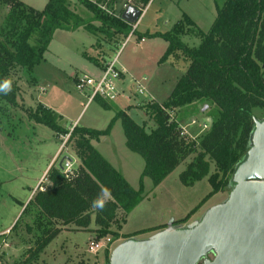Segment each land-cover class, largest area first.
<instances>
[{
	"label": "trees",
	"instance_id": "obj_1",
	"mask_svg": "<svg viewBox=\"0 0 264 264\" xmlns=\"http://www.w3.org/2000/svg\"><path fill=\"white\" fill-rule=\"evenodd\" d=\"M1 1L10 4V9L5 27L0 32V84L11 69L28 72L43 61V54L55 31L74 32L79 28L95 31L92 22L100 26L96 30L111 31L121 38L130 31V27L119 19V14L113 17L112 13L89 0H76L92 14L89 20L81 19L70 9L68 0H47L41 10L17 0ZM138 1L143 6L148 0ZM182 25L194 27L185 14H181V20L167 32L136 33L138 40L142 37L158 38L167 44L157 64L177 52L188 62L161 105H144L147 117L153 122L150 131H144L143 125L135 124L121 110L114 113L101 131L76 126L67 131L43 106H37L32 112L33 121L48 127L55 136L68 135L78 164L68 177L57 168H49L47 184L43 190H36L24 207L21 216L29 219L30 224L24 223L23 227L26 234L32 233L34 249L23 263L37 257L60 233L57 224L86 229L93 216L95 240L107 236L117 239V233L109 231V225L117 210L126 214L142 200V179L147 178L155 187L189 157L193 156L192 160L178 174L182 185L191 186L207 177L210 194L222 192L227 186L234 167L242 162L249 149L251 110H264L263 0H224L220 7H215V17L206 33L194 27L200 39L195 49L179 41L183 35ZM93 102L102 109L109 108L98 99ZM196 102L211 106V116L207 130L194 143L178 137V124L168 121L166 111ZM115 121L121 126L125 148L139 156L143 163L136 190L90 144L108 135ZM210 164L213 172L208 175ZM105 189L111 191V199L103 211H98L92 207V201ZM190 214L172 225L185 223Z\"/></svg>",
	"mask_w": 264,
	"mask_h": 264
},
{
	"label": "rangeland",
	"instance_id": "obj_2",
	"mask_svg": "<svg viewBox=\"0 0 264 264\" xmlns=\"http://www.w3.org/2000/svg\"><path fill=\"white\" fill-rule=\"evenodd\" d=\"M20 1L35 10H41L47 0ZM109 1L99 0L98 6H103L105 10L109 9ZM125 1L118 0V5ZM223 1L148 0L143 5L146 9L136 25V33L146 29L166 32L178 21L182 12L197 21L200 31L206 33L215 17V7H220ZM131 2L133 5L136 4L135 0ZM69 8L77 11L78 16L83 20L92 17V14L82 6L73 7L71 4ZM9 9L10 4L0 0V32L5 27ZM117 14L115 16L113 14V17H117ZM98 27L100 26L97 24L93 27L95 31L92 29L83 31L90 36L76 32L66 34L63 31H55L43 55V61L28 72L13 68L1 82L2 84L5 80L11 81V91L7 95L0 93V264H108L111 253L120 245L127 242L145 243L159 232L169 229L185 230L186 226L199 222L207 212L223 206L234 188L231 182L232 174L227 179V186L222 192L210 194L211 188L207 183V177L193 182L191 186L182 185L178 181V174L192 160L193 156L189 157L180 162L155 187L147 178L142 179V200L126 214L117 210L114 221L109 225V231L116 232L117 239L107 236L95 240L93 230L96 228L93 216L90 217L86 229L57 224L60 233L37 257L31 258L32 261L29 263H23L34 249L32 233L26 234L23 227L24 223L30 224L29 219L21 216L24 207L38 187L43 190L47 184L46 172L49 168L58 167V163L61 162L60 157H70L73 167L78 164L73 143L68 141V135L55 136L48 127L33 121L32 112L37 106H43L57 117V124L67 131L74 126L105 129L112 115L98 109L97 107H100L98 103L93 101L86 103V98L74 90L71 75L85 70L81 68L85 63L80 56L90 61H96L95 58L103 61L102 56L107 60L115 57L118 64L123 57L135 51L132 45L136 34L129 36V40L120 46L124 39L111 34V31L104 33L96 30ZM182 29L184 38L181 42L188 48L198 47L200 39L197 38L194 27L182 25ZM182 59L179 53H174L162 64H157V59L155 67L151 64L150 68L149 66L145 68L150 70L149 80L154 97L145 93L135 97L132 102L128 101L132 107L128 117L135 124L143 125L144 131L153 129V122L147 117L144 105L154 103L159 106L166 100L176 79L184 73L188 65V62ZM144 77L146 79L147 76ZM262 78L264 80V72ZM120 102H115L117 107L121 106ZM103 103L107 106L111 105V103ZM116 111L119 109H115L114 113ZM166 114L168 121L178 124V137H181L179 127H185V135L182 138L196 143L204 132L200 131V125L206 122V119L210 120L211 106L207 104L202 106V103L196 102L173 111H166ZM251 115L252 119L264 122L262 108L252 109ZM73 121H75L74 125H72ZM206 124L208 127V123ZM252 131L253 124L251 133ZM123 138L121 126L115 122L109 138L103 140L96 149L102 158L112 164L127 184L136 190L143 163L139 156L125 148ZM90 144L95 149L96 142L91 141ZM60 146L62 148L57 153ZM111 156L116 161H111ZM45 165H47L45 173L34 179L39 176ZM212 172L213 165L210 164L208 175ZM41 180L42 182L39 183ZM189 213H191L190 217L185 223L172 225ZM95 245L98 247L96 248ZM213 256L212 250L206 252L196 264L211 263Z\"/></svg>",
	"mask_w": 264,
	"mask_h": 264
},
{
	"label": "water",
	"instance_id": "obj_3",
	"mask_svg": "<svg viewBox=\"0 0 264 264\" xmlns=\"http://www.w3.org/2000/svg\"><path fill=\"white\" fill-rule=\"evenodd\" d=\"M139 17L131 5L119 14L128 26ZM252 124L249 149L232 173L234 188L223 206L185 230L169 229L145 243L120 245L108 264H196L211 250L213 260L203 264H264V122L252 119Z\"/></svg>",
	"mask_w": 264,
	"mask_h": 264
},
{
	"label": "crops",
	"instance_id": "obj_4",
	"mask_svg": "<svg viewBox=\"0 0 264 264\" xmlns=\"http://www.w3.org/2000/svg\"><path fill=\"white\" fill-rule=\"evenodd\" d=\"M17 1H20V0H17ZM69 2H70V5L72 4V6L73 7H75V5L77 6V7H81V5L76 1V0H72V2L70 1V0H68ZM90 2H92V3H95L97 6H98V2L97 1H99V0H89ZM21 3H23L22 1H20ZM135 3L136 4H134L133 5V3L132 2H130V5L131 6H133V7H135V8H138V7H140V6H142V4L138 1V0H135ZM24 4V3H23ZM122 3L120 4V5H118V0H111V1H109V5H108V7H109V9H106V10H108V11H110V12H112V14H114V16H115V14H120V12L123 10V8H122ZM106 7V6H105ZM32 8V7H31ZM104 8V7H103ZM74 11V10H73ZM74 12H76L77 13V11H74ZM145 12V11H144ZM78 14V13H77ZM118 14H117V16H118ZM181 14H185V12H182ZM181 14H180V16H179V18H178V21H180L181 20ZM185 16H186V14H185ZM187 16H188V14H187ZM186 16V17H187ZM80 17V16H79ZM189 17V16H188ZM187 17V18H188ZM81 18V17H80ZM190 18V17H189ZM188 18V20L194 25V27L196 28V29H198L199 31L201 30V29H199V24H198V22L197 21H194V20H192L191 18L189 19ZM214 19V18H213ZM177 21V22H178ZM212 22V21H211ZM94 24H96L97 25V23H94V22H92L91 23V26L92 27H96V25H94ZM211 24V23H210ZM210 26V25H209ZM172 27V26H171ZM170 27V28H171ZM170 28L167 30V31H169L170 30ZM83 31H85V30H83V29H81V28H79V29H77V30H75L74 32H65L66 34H73V33H80V34H86V35H88V36H90L89 34H87V33H85V32H83ZM166 31V32H167ZM202 32V31H201ZM137 33H139V34H144V33H147L148 35L149 34H152V33H160V32H158V31H148L147 29L146 30H144V31H142V32H137ZM162 33H164V32H162ZM135 34H136V30H135ZM126 38V37H125ZM125 38H122V39H125ZM128 38H130V37H128ZM183 38H184V36L182 37V36H180V38H179V41L181 42L182 40H183ZM121 39V40H122ZM90 40V39H89ZM129 39H127V41H128ZM133 40H135V41H133V45H132V48L133 49H135V51L132 53V54H127V56L126 57H123V59H122V61L121 62H119L118 64H117V67H118V69H120L121 71H123V75H121V82L123 83V84H125V83H127L130 79H141V78H144L145 79V77H144V75H146L147 77H146V79H145V83H144V88H145V93H147V95H151L152 97H154V94H153V92H151L152 90H151V83H150V70H149V68H150V65L152 64L154 67H155V62H156V60L157 59H159V57L161 56V54H163L164 53V51H165V49H166V46H167V44L164 42V41H162L161 39H158V38H150V39H148V38H145V37H142L140 40H138V39H136V38H134ZM88 42H90V41H88ZM195 42H197V41H195ZM182 43V42H181ZM183 44V43H182ZM49 45V44H48ZM47 51V50H46ZM45 51V52H46ZM45 54V53H44ZM43 54V55H44ZM109 54H110V52H109ZM108 54V55H109ZM177 54H178V52H177ZM180 55V54H179ZM80 56V55H79ZM81 57V59L84 61V63L85 64H83V65H81V68L82 69H85L84 70V72H80V73H78V74H72L71 75V79H72V81H73V79L77 76V75H79V74H81V73H85V74H90V75H97L98 73H99V71L102 69V66H103V64L105 63V62H107L108 60H107V58L106 57H103L102 56V58H103V61H101V60H99V58H95L94 60H96V61H90V60H87V59H85V58H83L82 56H80ZM108 57V56H107ZM131 57V58H130ZM178 59H180V57L178 58ZM183 61H184V59H182ZM149 66V68H148V70H145V68H147ZM157 66V65H156ZM138 76V77H137ZM178 79V78H177ZM176 79V80H177ZM161 81H162V79H160ZM162 82H164V81H162ZM176 82V81H175ZM175 84V83H174ZM124 86H126V85H124ZM173 87H174V85H173ZM172 87V88H173ZM172 90V89H171ZM170 93V92H169ZM169 95V94H168ZM118 101H121L120 102V104L119 105H121V106H116V104L115 103H111V105H109V108L108 109H102L101 107H99L98 105V109H100V110H102V111H104V112H109L112 116H111V119H112V117H113V115H114V110L115 109H119V110H121V111H123L127 116H128V114H129V111H131V106H130V104H129V102L127 101V102H125V101H123L124 103H126V104H124L123 102H122V100H118ZM117 101V102H118ZM153 101V100H152ZM154 102V101H153ZM155 103H157V104H160V103H158V102H156L155 101ZM97 104V103H96ZM85 107V106H84ZM115 108V109H114ZM110 119V120H111ZM110 120H109V122H110ZM108 122V123H109ZM115 122H118V121H115ZM115 122L113 123V125L115 124ZM74 123H75V121H73L72 122V125H74ZM107 123V124H108ZM119 123V122H118ZM113 125H112V127H113ZM107 126V125H106ZM77 127H79V126H77ZM112 127H111V129H112ZM82 128H86V127H82ZM86 129H91V128H86ZM111 129H110V131H109V133H108V135H106V136H103V137H100V138H98V140L96 141V147H95V150L97 151V146L99 145V144H101V142H103V140H106V139H108L109 138V135H110V132H111ZM66 130V129H65ZM91 130H96V129H91ZM102 129H100V130H96V131H101ZM124 139V138H123ZM124 143V142H123ZM97 153H99L98 151H97ZM133 154V153H132ZM102 157V156H101ZM104 159V158H103ZM105 160V159H104ZM106 161V160H105ZM111 161H116L112 156H111ZM113 169H114V167L112 166V164H110V162H108V160L106 161ZM44 165V164H43ZM46 166L47 165H45V166H43L42 167V172L39 174V176L37 175L34 179H38L42 174H43V172L45 173V168H46ZM143 166V165H142ZM115 171H116V169H114ZM117 173H119L118 171H116ZM140 173H141V171H140ZM140 175V174H139ZM121 176V175H120ZM122 177V176H121ZM123 178V177H122ZM138 178H139V176H138ZM33 179V180H34ZM35 181V180H34ZM125 181V180H124ZM126 182V181H125ZM34 183V182H33ZM36 183L37 182H35V185H36ZM127 183V182H126ZM25 188H27V187H25Z\"/></svg>",
	"mask_w": 264,
	"mask_h": 264
},
{
	"label": "built area",
	"instance_id": "obj_5",
	"mask_svg": "<svg viewBox=\"0 0 264 264\" xmlns=\"http://www.w3.org/2000/svg\"><path fill=\"white\" fill-rule=\"evenodd\" d=\"M130 2L131 0H126L122 4V8L124 9L127 5H130ZM98 7L103 9L107 13H112L108 10H105L103 6H98ZM137 9H139L140 11V17H139L140 20L142 14L146 9V6L143 7L141 6L140 8ZM137 23L133 26H129L130 31L120 46H123L124 42L127 41L128 37L133 35V33L136 30ZM121 75H123V71L118 69L116 59L114 57L103 64L102 69L99 71L97 75H90L85 73H81L77 75L73 79V88L77 93L82 94L86 98V103L92 102L94 99H98L106 103H115L118 100H124L125 102L127 101L132 102L135 100V97H140L145 94L144 78L130 79L127 82L128 84L126 86H123L124 84L121 82ZM200 127H201L200 131H205L207 129L206 122H203L200 125ZM179 130H181L179 132V135L181 137L185 135L184 133L185 127H179ZM61 148L62 146L59 147L57 153L60 152ZM60 158H61V162H59L60 167L57 168L63 174L64 177L71 176L75 169V167H73L72 159L67 156ZM41 182L42 180L39 183ZM39 189L41 190L40 187H38V190ZM95 247L97 248L98 245H95ZM90 251H92V248H90Z\"/></svg>",
	"mask_w": 264,
	"mask_h": 264
},
{
	"label": "clouds",
	"instance_id": "obj_6",
	"mask_svg": "<svg viewBox=\"0 0 264 264\" xmlns=\"http://www.w3.org/2000/svg\"><path fill=\"white\" fill-rule=\"evenodd\" d=\"M10 91V80H5L2 84H0V92H3L5 95H7ZM109 199H111V191L105 189L101 196L92 201V207L98 211H103Z\"/></svg>",
	"mask_w": 264,
	"mask_h": 264
}]
</instances>
